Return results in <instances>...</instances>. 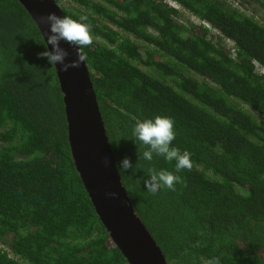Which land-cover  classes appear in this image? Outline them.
<instances>
[{"label":"trees","instance_id":"16d2710c","mask_svg":"<svg viewBox=\"0 0 264 264\" xmlns=\"http://www.w3.org/2000/svg\"><path fill=\"white\" fill-rule=\"evenodd\" d=\"M64 2L92 27L84 62L104 131L115 165L133 164L117 172L166 264H264V23L227 0ZM43 44L25 8L0 0V264H129L75 168ZM156 116L174 120L191 168L142 158L133 128ZM149 170L181 181L152 194Z\"/></svg>","mask_w":264,"mask_h":264},{"label":"water","instance_id":"95a60500","mask_svg":"<svg viewBox=\"0 0 264 264\" xmlns=\"http://www.w3.org/2000/svg\"><path fill=\"white\" fill-rule=\"evenodd\" d=\"M17 1L41 33H47L41 17L48 13L65 16L54 0ZM42 38L47 39L46 35ZM60 47L69 53L66 62L77 59L75 47L64 41L60 42ZM48 50H51V45H48ZM54 68L64 95L71 156L111 241L129 264H166L156 243L134 214L122 187L85 62L67 71H61L59 64ZM105 159L108 160L107 166ZM109 192H115L116 197L107 196Z\"/></svg>","mask_w":264,"mask_h":264},{"label":"clouds","instance_id":"9594fccd","mask_svg":"<svg viewBox=\"0 0 264 264\" xmlns=\"http://www.w3.org/2000/svg\"><path fill=\"white\" fill-rule=\"evenodd\" d=\"M56 2V0H54ZM57 4V3H56ZM58 5V4H57ZM87 17L81 16L78 20L68 16H58L55 13H48L41 17V23L47 26V33H41L42 37L46 35V41L43 39L44 51L39 53V57L46 59L52 66L60 65L61 71H67L69 68H77L84 62L85 56L83 49L93 42L92 27L87 23ZM64 41L75 47L77 59L66 62L69 53L60 47V42ZM51 45V50H48ZM133 136L136 140L147 146L142 154L146 161H152L155 156H161L169 161L176 162L177 170L191 168L190 153L181 152L178 148L172 147V142L176 138L174 130V120L168 116H156L154 118L138 121L133 128ZM105 166L108 160H104ZM117 170L126 172L132 169L133 164L128 157L122 158L116 165ZM148 179L144 181L145 189L155 194L163 188L174 190L175 185L181 181V178L166 170H149ZM111 198L116 197L115 192L106 193ZM208 264H216L214 259L209 260Z\"/></svg>","mask_w":264,"mask_h":264},{"label":"rangeland","instance_id":"374dc122","mask_svg":"<svg viewBox=\"0 0 264 264\" xmlns=\"http://www.w3.org/2000/svg\"><path fill=\"white\" fill-rule=\"evenodd\" d=\"M66 1V0H64ZM61 0L63 3V6H65V2ZM233 7H236L239 10H242L246 14L250 15L252 14L259 21L264 23V0H227ZM242 4V5H241ZM188 20L191 21L192 23L196 24L197 21L194 20L192 17L188 16ZM262 258L264 260V253L262 254Z\"/></svg>","mask_w":264,"mask_h":264},{"label":"built area","instance_id":"2783aa9c","mask_svg":"<svg viewBox=\"0 0 264 264\" xmlns=\"http://www.w3.org/2000/svg\"><path fill=\"white\" fill-rule=\"evenodd\" d=\"M58 1H61V0H58Z\"/></svg>","mask_w":264,"mask_h":264}]
</instances>
